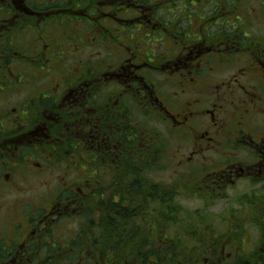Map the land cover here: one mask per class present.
I'll return each instance as SVG.
<instances>
[{"label":"flooded vegetation","instance_id":"flooded-vegetation-1","mask_svg":"<svg viewBox=\"0 0 264 264\" xmlns=\"http://www.w3.org/2000/svg\"><path fill=\"white\" fill-rule=\"evenodd\" d=\"M29 2L0 0V194H24L40 189L42 194L54 196L48 209L43 208L46 214L32 212L25 205L27 211L24 208L20 213V221L9 219L0 227V264H72L66 260L74 255L71 241H57V244L49 230L71 206L80 221L88 206L92 213L95 211L91 213L90 230L95 242L107 243L106 251H111L113 242L129 240L127 221H123L126 233L117 235L110 219L101 217L113 203L121 201L123 207H128L136 196L129 184L132 102L139 105L144 113L141 120L148 121L149 127L152 124L155 133L161 124H166L171 137L190 142L178 159V169H183L178 182L184 184L177 189L178 195L184 192L188 199L203 201L208 208L219 210L212 214L206 207L194 208L204 218H197L198 222H206L207 229L201 235L205 255L199 257L198 252L187 247L188 254L191 252L188 261L170 260L168 264H264V48L261 42L233 49L236 55L243 51L241 48H248L243 55L250 54L251 61L247 68L243 65L236 73H250L244 75L248 77V85L236 75L216 83L202 80L212 64L230 63L233 51L224 48L220 49L226 51L223 56H210L219 49L203 43L188 45L172 60L175 69L171 68L170 72L177 74L167 84H172L176 96L170 101L169 97H162L163 88L158 85L146 89L139 80L132 89L129 72L112 70L111 61L116 58L98 61V54L92 52L97 50L92 36H83L81 31L67 34L61 27L53 32L49 26H42L53 15H84L80 11H34ZM120 46L122 50L131 49L124 43ZM104 50L111 55L117 51ZM135 50L131 51L135 62H145L143 57L136 56L140 54ZM115 86H118L116 90ZM191 91L192 95H205L207 99L182 103L180 95L189 96ZM253 107L258 109L256 113L247 112ZM156 141L155 138L151 143H138L141 152L136 156L138 162L148 160L149 170L143 174L154 184L160 183L157 172L161 168L160 145ZM56 163L63 164L59 169L61 174L51 178L50 174L57 170L51 167ZM100 174L108 179L104 188ZM241 182L246 183L245 189L238 192ZM141 190L145 195L144 189ZM230 190L238 193L230 197L231 202L222 205ZM153 191L157 197L153 202L143 197L142 206L160 207V188L154 187ZM100 201L104 202L105 210L99 207ZM242 209L249 214L237 216ZM244 223L254 231L257 229L258 235L252 237L249 231H243ZM82 224L79 222L78 234L87 230ZM214 225H220L221 231ZM139 230L142 234L136 241L145 242V227ZM182 233H187L184 240L173 235L153 238L160 242H195L193 232ZM88 239L91 242L92 238ZM230 243L237 245L225 253ZM94 252L91 248L80 250L78 261L73 264H83L80 259L89 258ZM139 254L144 256L146 251Z\"/></svg>","mask_w":264,"mask_h":264},{"label":"trees","instance_id":"trees-1","mask_svg":"<svg viewBox=\"0 0 264 264\" xmlns=\"http://www.w3.org/2000/svg\"><path fill=\"white\" fill-rule=\"evenodd\" d=\"M29 1L28 6L30 8L32 7L34 11L42 10L51 12L61 11L63 9L65 12L80 11L84 14L64 13L59 16L53 15L49 17L47 22L45 21L42 26H49V30L53 32H55L54 29L56 30L59 27L67 32V34L73 31L80 33L81 31L83 36H92V43H95V34L100 31V29L112 30L115 29V26H119L123 29L124 32L121 33V41L127 44V47L131 48L130 51L122 50V46H113L111 47V51H117L111 55L107 53L102 46L95 43L98 50H100L99 53L101 54V51L104 52L101 57L97 58L98 61H104L101 59L115 60L116 58V61H111L113 63L112 70L129 72V83L132 89H134L135 84L136 86L138 85L139 80L146 89H148V86L157 85L163 88L162 85H165L173 75L177 74L176 72H170L171 68L175 69V66H172V60L188 45L203 43L207 46L211 45L216 49L228 48V51H233L237 46L242 47L244 44L249 45L258 42L253 38L251 33L244 31L245 27H243L242 18H239L237 14L238 3L241 0H165V3L162 2L163 0H124L122 2L117 0L109 6H107L109 3H103L105 0H43L41 4L39 0ZM258 1L262 8H264V0ZM106 12H108L109 15L102 14ZM138 16L142 18L138 19ZM194 18L199 20L197 31H193L190 25L191 20ZM116 20L118 21L117 24H115ZM183 20L187 21L188 25H182ZM76 27H79V29ZM133 28L135 30H133ZM140 28L146 30L143 36L147 37V39L161 38L159 43H155V46L152 47L153 50L156 51L154 56L158 55V58L154 59L149 55L151 51L148 50L143 54L140 53L139 48L131 43L133 38L132 33L140 30ZM172 33L181 40L178 41ZM163 40L169 41L172 47L165 48L162 46L163 42L161 41ZM134 48L138 50L136 53L140 54L136 56L143 57L145 62H135L131 54ZM188 50L189 49H186V52ZM118 86H115V90L116 87L121 90L120 84H118ZM135 90H137V88ZM129 113V142L131 150L129 163L130 171L132 172L129 184L131 190L136 192V196L130 200V205L128 207H123L121 201H119V203H113L112 206H109L108 209L110 210H105L104 202H98L99 207L105 210L101 219H110L109 221L112 223L111 226H113V233L117 235L126 233L123 230V227L126 225L123 224V221H129L130 225L135 224L134 222L137 220L151 222L156 218L172 222L174 217L170 212L174 211L173 213H179L181 211V214L183 213L175 201L176 195H178L177 189L184 184H180L178 180L175 184L161 182L154 184L145 173L143 174L144 171L147 172L149 170L148 160H141L138 162V158L136 159L137 154L141 152L138 151V149H140L138 143H144L145 141H148L145 142L146 144L151 143L154 142L155 138L158 140L156 142L160 145V156L164 155L165 147L174 139L170 135V130H166L163 133L159 130L158 133H155L154 127H151L152 124H150L151 126L149 127L148 121L144 122L141 120L144 113H142L141 108L135 102H132L130 105ZM154 187L160 188V207L155 208L153 205L147 207H145L146 205L142 206L143 197L147 202L148 200L153 202L157 197L156 193L153 191ZM141 189H144L143 194L145 195H142ZM89 211H91L90 206L84 211L86 217H89ZM106 212H109V214ZM194 217H196V215ZM91 218L92 216L89 217L88 221L82 224L87 230L79 233L78 236L76 235V238L80 241L79 244L74 245L75 243H72L70 245L72 248L71 250H74V255L68 256L66 260L70 261L72 264L78 261L76 256L80 250H83L81 246L82 241L83 243L88 241L92 248H99L103 243L94 241V234L90 230L92 225L90 221ZM129 223L127 226L129 229V240L131 242L130 247L132 248V242H135L142 232L132 228ZM88 237L92 238L91 242ZM179 242L184 243L181 240L176 242H164L165 244L160 245V249L153 245H148L144 256L139 254V252H141V247L137 246V248L133 250L136 253V264H168L170 260L173 262L177 259L188 261L191 252L189 251L188 254L187 247L193 252H198L199 257H201L202 254L205 255L203 248L204 244L197 243L196 245V243L190 242L189 244L187 243L188 245L184 248H181V246L177 247V243ZM117 244H122V242H113L112 246H117ZM104 245V250H107V243H104ZM123 246L120 248L121 250H123ZM106 255H108L107 257L111 262L123 264L118 257L123 255V252H120V255H116L112 247L111 251H107ZM113 255H115V257H113ZM80 260L87 261L85 258Z\"/></svg>","mask_w":264,"mask_h":264},{"label":"rangeland","instance_id":"rangeland-1","mask_svg":"<svg viewBox=\"0 0 264 264\" xmlns=\"http://www.w3.org/2000/svg\"><path fill=\"white\" fill-rule=\"evenodd\" d=\"M114 2L115 0H105L103 3H111ZM117 1V0H116ZM162 2H166L165 0H163ZM171 7V6H170ZM182 8V7H181ZM180 10V7H179ZM238 16L239 18H242L243 21V27L244 31H246L247 33H251L253 38L256 41H260L262 48H264V8H262V6L260 5L258 0H241L238 3ZM241 21V22H242ZM118 21H115V24H117ZM191 28L193 29V31H197L198 27H199V20H197L196 18L192 19L191 22ZM187 24V21L183 20L182 25ZM188 25V24H187ZM133 30H135L133 28ZM124 30L121 29L119 26H115V29H110V30H102L100 29V31H98L95 34V40L94 42L96 44H98L99 46H102L103 48H110L113 46H119L120 44H122V35L121 33H123ZM143 33H146V30H144V28H140V30H137L135 32H133V38H132V44L137 46V48H139L140 53H145L148 51H151L149 55H151L154 59L158 58L159 56L156 55V51L153 50L152 47L155 46V43H159V40L161 38H154V39H147V37L143 36ZM125 34V33H124ZM172 35H174L172 33ZM114 36V37H113ZM175 38L178 39V41H180L181 39L178 38V36L174 35ZM115 38V39H113ZM151 42V43H150ZM163 42L162 46H164L165 48H171V43L167 40H163L161 41ZM247 47V46H246ZM244 47V49L241 48V50L243 51H238V54L236 53V55L233 53V56L231 57V62L226 64V65H217V64H212L213 67L211 69V71L208 73L206 71V74L203 76L202 80H205L207 83H216L218 80H223V81H227L231 79V76L236 75V73L238 72L239 68H241V66L245 65V67H248V63H250L251 58H249V55H243L245 49H248ZM254 49V48H253ZM94 53V55L96 56L98 54V57H101L102 54L104 53L103 51H101V54L99 53L100 50L96 51H92ZM225 50H220L218 52L215 53H211L210 56H215V55H219V56H223L225 54ZM86 56H88L90 54V50L87 49L85 51ZM231 54V53H229ZM248 72V70H247ZM244 75H251L250 73H242L239 72L236 76L239 77L241 76L239 79H241L244 83H246L247 85L250 84V82L248 81V77H245ZM243 76V77H242ZM188 77V75H187ZM187 81H189V77L187 78ZM165 87H163V94L162 97L166 98L169 97L170 101L172 100L173 96H176V93L174 94V90L172 89V84L170 83L169 85L166 83L164 85ZM192 91L191 94L189 96L187 95H180L182 103H185L187 101H190L192 99L197 100H206L207 97H205V95H192ZM234 96H238L236 93ZM241 106H245L243 103ZM174 108V107H173ZM243 109V107H241ZM245 108H247V106H245ZM175 111L178 110V108H174ZM257 108L253 107V108H248L247 112L253 114L257 112ZM230 114V113H229ZM229 114L227 115V117L229 116ZM257 117V116H256ZM257 122H259L261 120L260 118L256 119ZM159 129L163 132H165L167 130L166 124H161V126L159 127ZM174 138V137H173ZM190 144L189 141H182L174 138L167 147H165L164 149V155H162L161 159H160V170L157 172L158 177L160 179L161 183H168V184H175V182H177L178 178H179V174H181L183 169H178L179 167V163H178V159H179V155L182 153V151H184V149L186 147H188ZM53 167H57V170L54 171V174L51 175L50 177L52 178L53 176H58L61 174V172H59L60 167L63 164H52ZM103 174L106 176V172L105 169H103ZM69 177H72V174H68ZM100 178L101 181L103 182L102 188H104V182L107 181L108 179L106 177H102V175L100 174ZM246 183L241 182L239 183V187H237L239 190H237L238 192L242 191L243 189H245ZM115 186V185H113ZM107 187V186H106ZM181 189V187H179ZM108 189V187H107ZM235 190H230L228 191L229 196L225 199H223V201L226 202H222V205L228 202L230 200V197H232L235 193H238ZM42 191L40 189H34L33 192H29V193H24V194H12V195H6V194H0V227L3 226V224L5 223V221L9 220V219H15L16 221H20L21 220V215L20 213H22L23 209L25 208V205H28V207L32 210V212H36L39 211L38 213H42V214H46V212L43 211V208L48 209L51 200L53 198L54 195H50V194H42ZM197 197V196H196ZM176 204L181 208V210L183 211V213L181 214V211L179 213H173L174 211L170 212V214L174 217V220L172 222H168V221H164L161 219H155L153 220V222H145V221H135V224L130 225L129 221H127L129 223V225L132 228L138 229L139 228H144L145 227V235H146V240L145 242H132V248L131 246V242L130 240H121L120 242H122V244H117V246H113V252L116 255H120V252H123V255L118 256L121 261L123 262V264H135L137 258L135 257L136 253L135 251H133L135 248H137V246L141 247V252H144L146 250V247L148 245H153L155 247H157L158 249H160V245L165 244L163 241L160 242L159 239L154 240L153 237H157L159 235H161V238L165 239L167 237L170 236H174L175 238H181V239H185L184 237H186V235H184L182 232H187L188 233H194V237L192 239H194V243L198 244H204V242L201 241V235L204 233V231L207 229V227L204 225L206 222L201 221L198 222L197 218H201V220L204 218H202V216L200 215V211H196V207L198 206H203L207 208V211L209 213L215 214L217 213L219 210L218 208H208L207 207V203L204 204L203 201H199L193 198H189L188 196L184 193L181 192L178 197L176 195ZM221 205V204H220ZM221 205V206H222ZM25 211H27V208H25ZM91 213L92 211H89V217H91ZM159 213V211H158ZM236 213V212H235ZM93 214V213H92ZM249 214L248 210H240V212H237V216L243 217V216H247ZM196 215V217H194ZM234 215V214H232ZM89 217H86V213L84 212V217L81 218L80 221V216L79 214L75 213L73 207L71 206L70 209H68L61 217L60 219L56 222V225L49 227V230L52 232L51 236L55 239H52V241H59L61 243L63 242H67V241H71L72 243H75L74 245H78L79 244V239L76 238V235L78 234V228L80 227L79 222H83V224L88 221ZM47 218V217H44ZM188 218V219H187ZM51 223L55 224V221H51ZM214 228L217 231H221V226L220 225H214ZM242 230L243 231H249L248 234H250L253 237L258 235L257 233V229L256 231H254L253 228H251L247 223H244L242 225ZM34 231L36 229H33ZM220 233V232H219ZM234 234V233H233ZM245 237H248L247 235ZM236 238V237H235ZM242 238V237H241ZM169 239V238H168ZM247 241V240H246ZM127 242V243H126ZM184 241V243H177V247L184 248L186 245H188L189 243ZM248 242V241H247ZM105 242L102 243L101 246H99L98 249H93L89 244L88 241H86V243L83 241L81 242V246L83 248V250H89L91 248V250H95L94 254L91 253V257L85 259L87 261H83V264H115V262H111L110 259L107 257V251L104 250L105 249ZM126 243V244H125ZM188 243V244H187ZM218 244L223 245V243H220L217 241ZM242 243V242H240ZM52 244V243H51ZM51 244H48L49 246H51ZM58 244V243H57ZM138 244V245H137ZM248 244V243H247ZM251 245H254V243H250ZM56 245V244H55ZM124 245V246H123ZM192 245V244H191ZM209 245L206 243V246ZM219 245V247L221 246ZM232 245H237V244H232L230 243L229 246H227L225 248V253L229 252L232 250ZM57 246V245H56ZM61 247V249L64 248L63 244L59 245ZM123 246V250H121L120 248ZM205 246V244H204ZM210 247V245H209ZM249 247V246H247ZM57 249V248H56ZM116 249V250H115ZM113 257H115V255H113ZM73 262V261H72Z\"/></svg>","mask_w":264,"mask_h":264}]
</instances>
